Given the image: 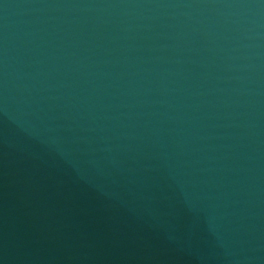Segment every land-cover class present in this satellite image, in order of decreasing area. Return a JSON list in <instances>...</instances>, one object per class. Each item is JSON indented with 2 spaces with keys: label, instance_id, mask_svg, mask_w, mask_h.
<instances>
[{
  "label": "water",
  "instance_id": "1",
  "mask_svg": "<svg viewBox=\"0 0 264 264\" xmlns=\"http://www.w3.org/2000/svg\"><path fill=\"white\" fill-rule=\"evenodd\" d=\"M0 264H264V0H0Z\"/></svg>",
  "mask_w": 264,
  "mask_h": 264
}]
</instances>
